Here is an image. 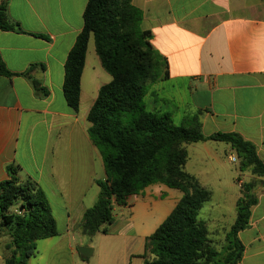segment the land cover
Instances as JSON below:
<instances>
[{
	"label": "crops",
	"instance_id": "1",
	"mask_svg": "<svg viewBox=\"0 0 264 264\" xmlns=\"http://www.w3.org/2000/svg\"><path fill=\"white\" fill-rule=\"evenodd\" d=\"M87 1L9 0L14 21L27 32L47 35L50 40L0 30V57L6 67L22 72L32 63L44 64V70L37 68L32 74L49 90L47 96L36 95L25 77L0 74V181L8 178L9 165L18 168L21 179L36 181L50 203L57 227L62 221L58 235L78 229L83 213L98 198L97 179L106 178L102 157L88 133L91 123L87 115L100 87L112 76L101 64L93 37L88 43L78 111L68 105L63 91L65 62L83 28ZM133 4L143 12L142 28L151 32V44L169 64V77L154 83L146 96L170 103L173 120L176 115L181 123L201 111L205 135L238 132L256 145L264 160V0H133ZM89 66L93 72L85 81ZM163 81L171 82V89L157 93ZM155 109L166 108L155 105ZM229 150L236 155L225 142H193L188 145L185 170L204 186L208 185L204 180L232 178L234 173L227 175L222 157ZM152 190L148 186L142 193L130 195L126 206H115L114 221L115 211L121 208L135 209L141 204L147 209L161 206V200H174L168 216L182 197L176 188L163 189L165 198H157ZM257 205L252 207L251 229L264 221V209L256 211ZM247 229L239 233L245 251L237 264H243L251 247L254 264H264V241L252 231L248 241L243 240ZM154 231L137 235L141 244L135 249L131 237H110L103 255H117L122 250L124 263L144 264L146 239Z\"/></svg>",
	"mask_w": 264,
	"mask_h": 264
},
{
	"label": "trees",
	"instance_id": "2",
	"mask_svg": "<svg viewBox=\"0 0 264 264\" xmlns=\"http://www.w3.org/2000/svg\"><path fill=\"white\" fill-rule=\"evenodd\" d=\"M9 0L0 4V30L26 33L50 40L44 34L27 32L8 11ZM84 25L65 62L63 91L75 111L80 108L81 78L88 43L94 38L95 50L112 80L99 89L87 119L88 133L102 157L106 178L97 179L98 198L83 213L79 230L86 236L107 233L105 224L114 221L115 206H126L128 197L162 182L184 194L170 214L149 235L144 264H237L245 244L239 233L250 225L252 207L259 198L251 181L241 184L236 201V218L226 234L227 245L218 250L210 241L199 210L212 195L197 177L185 170L189 153L184 143L216 140L225 142L240 158L241 170L264 176V160L256 145L238 132L205 135L201 111L175 124L171 112L146 108L150 85L169 77L165 56L150 42L151 32L142 28L143 12L133 0H88ZM45 65L30 64L22 72L9 70L0 57V74L23 76L36 95L49 90L32 72ZM8 178L0 181V234L7 235L10 255L4 264H28L36 255V241L59 234L50 203L36 181L22 180L18 168L7 167ZM152 255L151 259L147 254ZM82 256V255H81ZM84 260L87 257L82 256Z\"/></svg>",
	"mask_w": 264,
	"mask_h": 264
},
{
	"label": "rangeland",
	"instance_id": "3",
	"mask_svg": "<svg viewBox=\"0 0 264 264\" xmlns=\"http://www.w3.org/2000/svg\"><path fill=\"white\" fill-rule=\"evenodd\" d=\"M88 60L90 65L92 54H89ZM88 71L89 72L85 75V81L89 80L93 69L89 66ZM152 85L149 86L147 94ZM170 89L171 82L163 81L157 93L166 94ZM154 97L155 96H145V104L148 110L157 112L155 111V105H161L166 109L160 112H172V106L170 103L162 104L154 102ZM174 122L177 125L182 124L176 115ZM189 144L191 143H184L182 144V147L187 148L188 150ZM192 152L190 154L193 156ZM232 155H234V153L229 150L226 154H223L222 157L226 161V165L224 166L225 172L227 175L228 173H234V176L232 178L226 177L224 180L220 181L204 180L208 185L203 186L211 190L212 195L211 198L203 204L198 213L199 219L204 222L211 243L218 250L223 249L227 245L226 234L236 218V201L241 194L240 189L243 182L251 181L255 184L254 192L259 198L256 211H258V209H264V184L261 183L264 181V176L253 175L250 170H241L240 158L236 154L237 161L233 162L231 160ZM97 171L102 175L103 170L99 165ZM200 184L202 185L201 182ZM150 187L151 189H154L152 191L156 194L155 196L157 198H165L167 195L163 189L168 188V186L162 182L153 183ZM181 193L183 196L184 193L182 191ZM164 201L161 200V206L153 205V207H148L147 209L141 207L142 205L140 204L137 205L135 209L121 208L120 210L115 211V221L112 224L104 225L108 230L107 233L100 231L94 236H86L82 234L78 228L69 235L62 234L56 235L53 238L39 239L36 241V255L29 260L28 264H86L78 250L79 247L85 246L86 244H89L90 248L94 250V253L86 260L89 264H107V260L115 261V264H128L126 262L124 263L122 250L118 252L117 255L111 254L106 257L103 255V248L107 239L110 237L126 235V237H131V239H133L131 248H137L139 244H141L140 238L137 235L148 234L155 230V228H157L166 218L167 212L172 208L174 200H170L166 203ZM165 204L168 205L166 208L164 207ZM255 207L256 206H254L253 209H255ZM57 228L59 232H62V221ZM251 231L264 241V221L263 224H259L256 228L251 229V226L248 227L246 233L243 235V240L246 241V237L249 239ZM133 235L135 236L133 237ZM8 241L9 237L7 235L0 234V264H4L5 257L10 255L9 250L6 247ZM120 244L123 246V243ZM253 252L254 247L248 249L246 254L247 259L243 260V264H254L252 258ZM151 257L152 255L148 253L147 258L151 259ZM132 264H136V261H133Z\"/></svg>",
	"mask_w": 264,
	"mask_h": 264
},
{
	"label": "water",
	"instance_id": "4",
	"mask_svg": "<svg viewBox=\"0 0 264 264\" xmlns=\"http://www.w3.org/2000/svg\"><path fill=\"white\" fill-rule=\"evenodd\" d=\"M262 183L264 184V181H262ZM78 250H79V253L85 257H88L93 253V249L87 246H81L79 247Z\"/></svg>",
	"mask_w": 264,
	"mask_h": 264
},
{
	"label": "built area",
	"instance_id": "5",
	"mask_svg": "<svg viewBox=\"0 0 264 264\" xmlns=\"http://www.w3.org/2000/svg\"><path fill=\"white\" fill-rule=\"evenodd\" d=\"M231 160H232L233 162H236V161H237V156H236V155L231 156Z\"/></svg>",
	"mask_w": 264,
	"mask_h": 264
}]
</instances>
